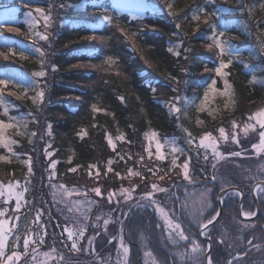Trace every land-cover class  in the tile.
I'll use <instances>...</instances> for the list:
<instances>
[{
  "label": "trees",
  "instance_id": "obj_1",
  "mask_svg": "<svg viewBox=\"0 0 264 264\" xmlns=\"http://www.w3.org/2000/svg\"><path fill=\"white\" fill-rule=\"evenodd\" d=\"M143 3L150 10L132 18L112 0H0L21 18L0 21V178L31 184L24 228L41 190L24 155L37 145V123L49 127L52 174L62 183L117 191L141 188L138 169L153 168L152 134L195 142L264 106V0ZM37 11L50 18L36 27L49 42L22 21ZM92 37L98 42L86 44ZM22 72L46 74L25 86ZM150 211L136 226L147 227Z\"/></svg>",
  "mask_w": 264,
  "mask_h": 264
},
{
  "label": "rangeland",
  "instance_id": "obj_2",
  "mask_svg": "<svg viewBox=\"0 0 264 264\" xmlns=\"http://www.w3.org/2000/svg\"><path fill=\"white\" fill-rule=\"evenodd\" d=\"M112 1L132 18L150 10L143 0ZM17 12L5 6L0 9V21L20 20ZM55 17L56 12L57 21ZM22 21L37 30V41L49 42V31L36 28L51 23L44 12L26 13ZM96 42L92 37L86 44ZM45 74L17 76L23 85L33 86ZM38 99L44 110L41 88ZM37 126V145L32 153H24L27 172L38 175L41 187L37 216L26 229L21 224L30 182L1 177L0 264H204L208 247L198 231L215 217L219 192L236 187L248 195L253 184L264 182V106L228 128L211 129L195 142L174 137L160 141L152 134L146 154L153 168L138 169L141 188L123 185L117 191L69 188L62 183L61 177L52 174L55 162L49 127ZM192 165L202 171V179L192 174ZM147 172H151L149 178ZM4 180L9 181L8 194ZM255 194L264 204V189L258 187ZM236 198L230 194L224 199L218 223L202 236L211 243L206 264H228L244 253L245 258L233 264H264V212L262 219L244 223L236 212ZM252 207L243 211L244 217L253 215ZM147 209L152 212L147 227L136 226L133 221L144 218V222Z\"/></svg>",
  "mask_w": 264,
  "mask_h": 264
},
{
  "label": "bare ground",
  "instance_id": "obj_3",
  "mask_svg": "<svg viewBox=\"0 0 264 264\" xmlns=\"http://www.w3.org/2000/svg\"><path fill=\"white\" fill-rule=\"evenodd\" d=\"M195 176V175H194ZM196 177V176H195ZM203 178V174H202V176H201V179ZM259 183V182H258ZM255 183V184H253L252 186H251V188H250V190H249V194L247 195V193L245 194V190H243V189H240V188H236V187H234V188H227V189H225V190H228V189H235V190H233V191H230V192H228L227 194H225L223 197H222V199H221V215H222V211H223V202H224V199L228 196V195H230V194H236L237 195V201H236V205H237V208H236V212H237V215H238V218H239V220L240 221H242V222H244V223H247V222H256L258 219H260V217H261V213L262 212H264V204H262L261 203V200H259L258 199V197L256 196V194H255V190L258 188V187H262L260 184L261 183H264V182H261V183ZM257 185V187L255 188V186ZM263 189H264V187H262ZM225 190H221L219 193H222V192H224ZM256 204L258 205V209H259V213H258V215L256 216ZM249 206H253L252 208H253V215L252 216H248V218H246V217H244L243 216V211H245L246 210V207H249ZM239 210H240V216L243 218V219H251V218H254L253 220H251V221H248V220H243V219H241V217L239 216V214H238V212H239ZM217 211H218V205H217ZM216 215H217V212H216V214H215V217L213 218V219H211L210 221H207V222H205L204 224L206 225V224H208V223H210V222H212L215 218H216ZM221 215H220V217H221ZM129 217L131 218L132 217V212L130 211L129 212ZM220 217H219V219H220ZM263 217V216H262ZM262 217H261V219H262ZM218 219V220H219ZM130 220V219H129ZM218 220H217V222L216 223H218ZM215 223V224H216ZM215 224H213L210 228H212ZM263 229V231H264V226L262 227ZM248 244L250 245V241H248ZM243 256H245V253L243 254V255H239V256H237V257H235V258H233L232 260H233V262H236V261H238V260H241V259H243Z\"/></svg>",
  "mask_w": 264,
  "mask_h": 264
},
{
  "label": "water",
  "instance_id": "obj_4",
  "mask_svg": "<svg viewBox=\"0 0 264 264\" xmlns=\"http://www.w3.org/2000/svg\"><path fill=\"white\" fill-rule=\"evenodd\" d=\"M260 185H261L262 187H264V183H261ZM9 187H10L9 185H5V186H4V191H5L6 194H8V189H9ZM233 190H235V189H228V190H225V191L222 192V193H219L218 198H217L218 211H217L216 218H215L212 222H210V223L204 225L202 228H200V230H199V238H200V239H203V238H202V234H203L207 229H209L213 224H215V223L217 222V220L219 219V217H220V215H221V199H222V197H223L225 194H227L228 192L233 191ZM258 213H259V209H258V205L256 204V216L258 215ZM238 214H239V216H240V210H239ZM240 217H241V216H240ZM241 219H243V218L241 217ZM253 219H254V218H251V219H243V220L251 221V220H253ZM203 240L208 244V250H207V252H206V256H205V261H206V259H207V258L209 257V255H210V251H211V243H210L209 239H203Z\"/></svg>",
  "mask_w": 264,
  "mask_h": 264
},
{
  "label": "flooded vegetation",
  "instance_id": "obj_5",
  "mask_svg": "<svg viewBox=\"0 0 264 264\" xmlns=\"http://www.w3.org/2000/svg\"><path fill=\"white\" fill-rule=\"evenodd\" d=\"M263 229V228H262ZM243 258H245V256H243ZM234 262L228 263V264H233Z\"/></svg>",
  "mask_w": 264,
  "mask_h": 264
}]
</instances>
